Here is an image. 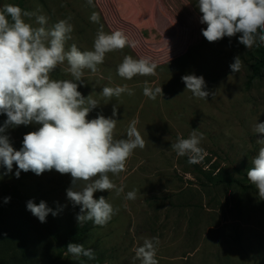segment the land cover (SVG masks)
<instances>
[{"label":"rangeland","instance_id":"rangeland-1","mask_svg":"<svg viewBox=\"0 0 264 264\" xmlns=\"http://www.w3.org/2000/svg\"><path fill=\"white\" fill-rule=\"evenodd\" d=\"M197 3L93 0L89 5L87 0H0V8L13 4L44 15L49 28L71 17L74 30L65 43L66 50L73 43L81 51L92 50L101 27L105 33L123 31L130 46L107 53L96 72L85 69L78 91L84 97L92 94L100 104L87 119L98 114L112 117L113 105L117 104L114 138H126L130 122L136 120L145 140V147L135 149L128 158L124 171L109 173L117 187H123V193H94L95 199L104 196L118 211L104 226L93 223L83 243L86 249H93L98 260L90 263L67 253L52 262L59 241L50 231L60 232L78 224L76 217L82 207L67 198L66 190L72 186L70 174L54 169L41 175L21 171L16 178L15 164L8 174L0 165V203L11 198L4 214L5 225L26 243L28 264H140L135 249L152 237L159 238V264H264V200L259 199L258 190L252 184L245 190L237 184L213 185L205 175L222 170L239 178L236 169L252 166L251 159L260 147L256 141L264 139V134L253 131L257 123H264V71L248 83L249 56L255 45L247 49L239 43L240 34L208 42L202 35L207 25L200 23L202 13ZM93 12L99 14V23L90 20ZM24 19L39 26L35 16ZM125 55L150 59L157 64L156 74L121 78L117 67ZM237 56L243 66L233 73L230 65ZM66 67V62L59 65L52 78L73 79L63 71ZM190 74L203 76L204 90L209 92L206 99L186 90L182 76ZM145 82L152 88L161 87L162 95L155 100L145 96ZM123 85L134 95L123 93L109 100L100 94L105 86ZM6 119L0 117V126ZM38 127L35 123L10 127L4 135L19 150L24 135ZM193 130L203 133L200 147L206 152L197 164H190L187 155L179 156L171 148L177 137L188 138ZM82 186L83 182H78L77 190ZM132 190H136V198L125 199ZM29 200L36 204L44 201L57 215L49 213L41 223L27 210Z\"/></svg>","mask_w":264,"mask_h":264},{"label":"clouds","instance_id":"clouds-1","mask_svg":"<svg viewBox=\"0 0 264 264\" xmlns=\"http://www.w3.org/2000/svg\"><path fill=\"white\" fill-rule=\"evenodd\" d=\"M87 3L92 5L93 0ZM197 6L202 13L200 23L207 25L201 31L208 42L240 34L239 43L247 49L264 45V0H198ZM33 16L38 27L24 19ZM70 20L71 17L61 19L49 28L44 15L13 4L0 8V114L7 117L0 126V165L6 169L4 174H8L15 164L16 178L21 171L41 175L54 169L60 174H70L72 186L66 190V195L74 205L82 206L76 217L78 224L92 221L104 226L118 209L104 196L95 199L94 193L112 190L118 196L123 193V187H117L109 173L119 175L124 171L128 158L135 149L145 147V140L137 129L136 120L130 122L126 138H114L118 121L113 117L117 115V104L113 105L112 117L98 114L94 119H87L100 104L92 94L84 97L78 87L83 83L85 69L96 72L107 53L123 50L130 43L123 31L105 33L101 27L94 37L92 50L81 51L74 43L66 50L65 43L74 30ZM90 20L99 23V14L93 12ZM65 62L67 67L63 71L70 73L73 79H53L51 73ZM242 66L237 56L230 69L238 73ZM156 68L157 64L146 57L125 55L117 73L131 80L137 75L153 76ZM182 82L194 97L206 99L209 96L204 90L203 76L184 75ZM123 93L134 95L127 85L105 86L100 94L111 100ZM143 94L155 100L162 95V88H152L145 82ZM33 123L40 127L25 134L22 147L16 150L4 133L10 127ZM253 131L264 134V123H257ZM202 139L203 133L193 130L188 138L177 137L171 148L179 156L187 155L190 164H197L206 155L200 147ZM256 143L260 147L251 159L247 179L258 190L259 199L264 200V139ZM81 181L83 186L77 190V183ZM136 194V190L129 191L125 199L134 200ZM10 199L7 197L4 202ZM26 208L41 223L46 222L49 213L57 215L44 201L36 204L29 200ZM158 244V237L144 239L135 249L140 264H159ZM66 249L75 257L95 259L93 249H86L82 244L69 243Z\"/></svg>","mask_w":264,"mask_h":264},{"label":"trees","instance_id":"trees-1","mask_svg":"<svg viewBox=\"0 0 264 264\" xmlns=\"http://www.w3.org/2000/svg\"><path fill=\"white\" fill-rule=\"evenodd\" d=\"M250 67L251 74L248 77V83L255 77L260 76L264 71V45L256 46L254 48V53H250ZM6 116L5 114H0V117ZM252 166H247L243 169H236L237 173L240 175L239 178H235L224 171H219L217 174L213 175L212 173H206V178L213 185H231L237 184L242 189H247L251 182L247 179V169ZM205 173V172H204ZM13 192L18 196V191L13 188ZM11 205L9 202L5 203L4 200L0 203V264H28L30 261V254L27 248L26 243L23 241L21 236L10 227L5 225L4 214ZM93 222L87 221L81 225L76 224L65 228L63 231L58 232L57 230L50 235L57 241H59V247L53 257L52 262L60 261L64 256V253H67V245L69 243H84L85 239L88 237L90 230L92 228ZM9 228V229H8ZM68 254V253H67ZM84 261H98L97 259H88L83 257Z\"/></svg>","mask_w":264,"mask_h":264},{"label":"bare ground","instance_id":"bare-ground-1","mask_svg":"<svg viewBox=\"0 0 264 264\" xmlns=\"http://www.w3.org/2000/svg\"><path fill=\"white\" fill-rule=\"evenodd\" d=\"M135 4V3H134ZM149 12V11H148Z\"/></svg>","mask_w":264,"mask_h":264}]
</instances>
